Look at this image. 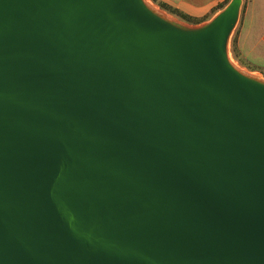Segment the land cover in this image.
<instances>
[{
  "label": "water",
  "instance_id": "95a60500",
  "mask_svg": "<svg viewBox=\"0 0 264 264\" xmlns=\"http://www.w3.org/2000/svg\"><path fill=\"white\" fill-rule=\"evenodd\" d=\"M242 6L183 34L136 0H0V264H264Z\"/></svg>",
  "mask_w": 264,
  "mask_h": 264
},
{
  "label": "crops",
  "instance_id": "0c3cea01",
  "mask_svg": "<svg viewBox=\"0 0 264 264\" xmlns=\"http://www.w3.org/2000/svg\"><path fill=\"white\" fill-rule=\"evenodd\" d=\"M197 21L210 20L225 0H161ZM235 55L253 71H264V0H246L236 29Z\"/></svg>",
  "mask_w": 264,
  "mask_h": 264
},
{
  "label": "bare ground",
  "instance_id": "6f19581e",
  "mask_svg": "<svg viewBox=\"0 0 264 264\" xmlns=\"http://www.w3.org/2000/svg\"><path fill=\"white\" fill-rule=\"evenodd\" d=\"M140 9L154 17L156 20L164 24L166 27L183 34H196L199 31L198 25H187L175 18L159 12L156 8L148 3V0H136ZM224 65L232 72L239 75L242 79L259 85L264 89V77L261 73L253 70H247L238 65L232 58L229 51H225L222 55Z\"/></svg>",
  "mask_w": 264,
  "mask_h": 264
},
{
  "label": "trees",
  "instance_id": "16d2710c",
  "mask_svg": "<svg viewBox=\"0 0 264 264\" xmlns=\"http://www.w3.org/2000/svg\"><path fill=\"white\" fill-rule=\"evenodd\" d=\"M154 2H156L161 8L165 9V10H168L169 12L175 14L176 16H178L179 18H181L182 20L186 21V22H189V23H193V24H197V23H200L199 21H197L195 18H193L192 16L188 15L187 13L169 5V4H166L164 2H162L161 0H153ZM230 0H225L223 2V4H221L219 6V9H222L224 8L228 2ZM244 6H245V3L243 4V7H242V11L244 9ZM231 45H232V52H233V55L234 57L236 58V55H235V49H236V36H234L232 38V41H231ZM237 59V58H236Z\"/></svg>",
  "mask_w": 264,
  "mask_h": 264
},
{
  "label": "rangeland",
  "instance_id": "374dc122",
  "mask_svg": "<svg viewBox=\"0 0 264 264\" xmlns=\"http://www.w3.org/2000/svg\"><path fill=\"white\" fill-rule=\"evenodd\" d=\"M148 1H149L152 5H154L155 7H157L158 9H160V10H162L163 12H165L166 14H168L169 16L174 17V18H176V19H178V20H180V21H182V22H184V23L191 24V25H203V24H205V22H201V23H197V24H193V23L186 22V21L182 20L181 18H179L178 16H176L175 14L169 12L168 10H165V9L161 8V7H160L156 2H154L153 0H148ZM244 3H246V0H243V4H244ZM242 7H243V6H242ZM239 20H240V19H239ZM238 23H239V22H238ZM238 23H237L236 27L234 28V30H233V32H232V34H231V40H230L229 50H230V53H231V56H232L233 60H234L238 65H240L241 67H243V68H245V69H247V70H250V69H248L244 64H242L241 62H239V61L234 57L233 52H232L231 41H232V38H233L234 36H236V29H237ZM257 72L261 73V74L263 75V77H264V71H257Z\"/></svg>",
  "mask_w": 264,
  "mask_h": 264
}]
</instances>
